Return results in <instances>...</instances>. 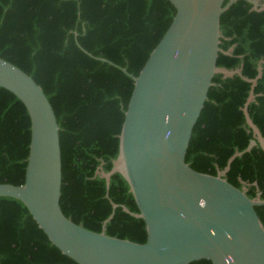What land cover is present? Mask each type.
Listing matches in <instances>:
<instances>
[{
	"label": "trees",
	"instance_id": "1",
	"mask_svg": "<svg viewBox=\"0 0 264 264\" xmlns=\"http://www.w3.org/2000/svg\"><path fill=\"white\" fill-rule=\"evenodd\" d=\"M258 1L253 10L236 0L219 16L218 47L231 51L217 54L216 67L239 68L240 76L213 75L184 162L211 176L227 166L230 185L244 184L249 199L259 193L264 200V153L242 112L251 91L246 113L264 136V82L259 78L251 86L242 79H254L258 66L264 71V1ZM173 15L167 0H0V59L29 76L50 104L58 126L59 208L90 232H101L112 213L103 227L106 236L145 241L143 221L129 214L138 211L125 180L113 173L105 185L95 173L108 172L117 156L133 86L129 75L137 76ZM28 143L25 108L0 88V184H22ZM111 203L117 205L113 210ZM254 211L264 227V206ZM0 264L76 263L48 241L21 202L0 197Z\"/></svg>",
	"mask_w": 264,
	"mask_h": 264
},
{
	"label": "water",
	"instance_id": "2",
	"mask_svg": "<svg viewBox=\"0 0 264 264\" xmlns=\"http://www.w3.org/2000/svg\"><path fill=\"white\" fill-rule=\"evenodd\" d=\"M174 15L137 76L123 113L117 156L108 172L97 171L108 183L113 173L125 180L143 221L142 244L93 233L65 218L59 208L61 165L58 126L41 88L25 73L0 59V88L26 110L29 143L21 185L0 184V197L21 202L38 229L60 253L76 264H264V227L252 199L230 185L224 174L192 170L184 156L191 130L206 99L214 74L240 76V69L216 67L221 51L219 16L236 0H167ZM253 10L256 0H245ZM264 1V0H263ZM264 9V3L260 5ZM263 62V61H261ZM259 62V63H261ZM124 72V70L122 69ZM264 71L257 67L254 85ZM242 112L253 139L264 153V136ZM255 144L251 141L249 149ZM235 152L227 161L238 156ZM117 205L111 203V209Z\"/></svg>",
	"mask_w": 264,
	"mask_h": 264
},
{
	"label": "flooded vegetation",
	"instance_id": "3",
	"mask_svg": "<svg viewBox=\"0 0 264 264\" xmlns=\"http://www.w3.org/2000/svg\"><path fill=\"white\" fill-rule=\"evenodd\" d=\"M259 1L257 0V3H258Z\"/></svg>",
	"mask_w": 264,
	"mask_h": 264
}]
</instances>
